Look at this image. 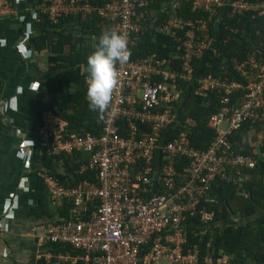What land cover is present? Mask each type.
Returning a JSON list of instances; mask_svg holds the SVG:
<instances>
[{
	"label": "built area",
	"instance_id": "2783aa9c",
	"mask_svg": "<svg viewBox=\"0 0 264 264\" xmlns=\"http://www.w3.org/2000/svg\"><path fill=\"white\" fill-rule=\"evenodd\" d=\"M156 1L38 0L39 21L97 17L98 33L85 34L83 29L91 28L80 22L73 30L97 40L108 29L126 33L129 49L128 60L117 65L119 77L100 133L69 127V120L53 109L43 112L40 137L50 154H90L77 159L78 173L89 176L75 183L49 169L39 171L51 199L70 208L68 218L44 227V237L64 254L56 259L51 254L43 264H202V259L233 264L222 251L216 260L203 258L199 245H191L190 227L197 216L206 224L215 219L216 211L204 201L216 181L232 183L247 196L246 171L264 161V149L244 153L243 144L233 138L251 124L250 135L262 126L258 133L264 143V55L257 49L246 59L233 57L238 76L195 74V60L221 54L210 28L213 17L264 14V0H163L162 12L154 17ZM184 3L202 16L180 13ZM164 12L169 15L158 21ZM18 13L11 0H0V20ZM148 32L172 37L178 50L166 56L135 55ZM190 83L198 95L221 91L208 119L215 135L204 148L189 134L196 119L181 117L180 102ZM182 157L187 172L178 169Z\"/></svg>",
	"mask_w": 264,
	"mask_h": 264
},
{
	"label": "trees",
	"instance_id": "16d2710c",
	"mask_svg": "<svg viewBox=\"0 0 264 264\" xmlns=\"http://www.w3.org/2000/svg\"><path fill=\"white\" fill-rule=\"evenodd\" d=\"M93 1L102 2L104 0ZM163 7V0H157L152 4L151 12L154 17L162 12ZM180 13H184L193 18L202 16L200 12L193 10L192 5L189 3H184L182 5ZM167 15H169V13L164 12L159 17L158 21H161L163 17H167ZM69 19L71 18L65 17L59 22L51 24V29L52 27L62 26L60 31H57V41L54 39L55 31L51 30L49 27L46 29L47 33L42 37H37L36 41L38 43L41 41V44L38 45L42 47L45 45V39H49L56 43H54V48L59 55L52 56V60L59 62L55 70L61 68V71L50 80L53 90L57 93L55 102L62 115L69 120V127L76 128L84 133L87 131L85 129H89L98 134L101 130L100 121L103 114L101 115L90 110L86 99V76L88 75L86 67L87 57L94 51V46L89 45L82 47L80 51L73 50L74 52L68 53V55H62L59 52L63 50V44L66 41H69L72 47L76 49L78 43L82 40L71 30L70 33L65 32V27L67 26L65 24ZM81 21V19L77 20L76 23L80 22L83 26H86V28H91L83 29L85 34L99 32L97 17L87 18L83 20V22ZM209 22L212 34L220 40L219 46L221 56L219 58H213L214 61H208L207 63L203 61L208 54L203 56V58L196 59L195 74H214L216 76H223V74L227 73L230 76H238V73L233 70V61L228 59V57L231 58L232 55H237L240 58H244L248 53L256 49L262 50L264 55V14L250 11L243 15L230 17L228 13H222L218 18L213 17ZM227 37H230V39L224 41ZM177 50V42L172 37L163 34L155 35L148 32L139 40L138 46L135 48V55H147L152 52H158L161 56H166ZM238 51H240V53ZM222 60L227 62V68L230 69V72L227 71V68L218 64V62ZM62 61H66L67 63H61ZM82 63L84 64L83 73ZM2 85L3 79L0 76V90ZM190 86L191 89L187 93L188 97L185 102V110L181 117L185 119L188 116H192L196 119V125L189 126V134L192 142L196 146L204 148L210 144L215 135L214 129L208 125V119L209 115L216 108V101L221 91L215 90L207 97L196 94L191 83ZM260 130H262V126H258L257 132ZM250 131L251 124L245 125L242 129L238 130L233 137L245 146L242 150L244 153H250L254 150V146L251 144L253 138L252 135H250ZM260 147L264 149V143ZM44 150L45 154L42 155L44 165L51 171L53 170L61 180H70L75 183L72 174L76 176V179L89 176V172L80 175L77 171V168H79L81 164L77 160V157L81 156L82 159L86 160L90 155L88 152H77L73 157H68V155L63 157L62 155H50L46 151V148H44ZM62 159H64L67 172H70V174H63L57 169L62 165ZM186 165L188 166L187 158H179L178 169L182 170ZM184 172H187V170L184 169ZM246 188L250 193L248 197L239 195L236 186L232 183L221 181H216L214 183L211 190V198L209 201L204 202L210 209L216 211V221L225 220L229 217L231 212L241 219L249 218V220L246 223L242 222L238 225L231 224L224 228H222V226H216L213 230H210L208 226L200 227L197 225L202 222L199 216L194 218L196 224L190 227V242L191 245L195 243L199 245L203 258L209 255L216 260L217 257L221 255L220 252L222 251L230 256V261L233 264H264V161H261L255 168L250 169V178L246 184ZM50 207L49 199L45 195L42 213L44 210L46 214L54 216L56 211L52 206ZM58 212L65 218L70 216L69 206L64 205L60 207ZM257 214L259 215L256 216ZM192 229L197 230L199 233L194 234ZM209 242H211L210 246H208ZM57 249L63 252L61 246H57ZM202 264L210 263L202 259Z\"/></svg>",
	"mask_w": 264,
	"mask_h": 264
},
{
	"label": "crops",
	"instance_id": "0c3cea01",
	"mask_svg": "<svg viewBox=\"0 0 264 264\" xmlns=\"http://www.w3.org/2000/svg\"><path fill=\"white\" fill-rule=\"evenodd\" d=\"M11 1L19 8L18 15L0 20V76L3 79L0 90V264H43L51 254L53 259L58 256L62 258L61 255L64 254L44 237L45 225L66 219L58 212V209L64 205L51 199L47 186L39 175L40 170L49 169L42 160V155L45 154L44 148L47 149L40 137L44 123L43 112L50 108L61 115L62 113L55 102L57 93L53 90L50 80L61 71V68L55 70L59 62L52 60V56L59 55L54 48L55 42L45 39V45L42 47L38 45L41 41L38 43L36 38L45 35L46 29L48 27L51 29V24L56 21L47 20L46 23L39 21L38 0ZM70 18L65 24L67 25L65 32L70 33L71 30L75 33L73 28L80 19ZM81 20L83 22V19ZM61 28L62 26H57L51 29L55 31V41L58 40L57 31ZM77 37L82 40L76 49L66 41L63 50L59 52L68 55L74 52L73 50L80 51L82 47L94 46L98 42L96 37L89 38L87 35H77ZM219 43L220 40L217 38L215 47L220 49ZM255 51L248 53L244 58L232 55L228 59L231 61L233 57L246 59ZM220 56L221 54L217 56L208 53L203 62L214 61L213 58ZM226 63L224 60L218 62L220 66L227 68ZM83 65L82 63V73ZM187 97L188 94H185L180 102L182 114ZM85 130L95 133L89 129ZM252 138L251 144L254 150L250 153H260L263 149L260 147L261 139L258 132L253 133ZM65 155L67 154H62L63 157ZM68 157L73 156L68 155ZM78 158L82 159L81 156ZM61 164L57 169L63 174H70L67 172L64 159ZM246 173L245 188L250 178V169H247ZM72 175L78 180L74 174ZM236 189L238 193L237 186ZM247 192L246 197L250 194L248 190ZM45 195L49 199V207L52 206L56 211L54 216L46 214L44 210L45 214L42 213ZM199 218L201 220V217ZM243 220H245L243 223H246L249 218L241 219L231 212L225 220L216 221L215 216V219L207 225L202 223V220L197 225L208 226L213 230L216 226L224 228L231 224L238 225ZM72 253L77 252L72 251Z\"/></svg>",
	"mask_w": 264,
	"mask_h": 264
},
{
	"label": "clouds",
	"instance_id": "9594fccd",
	"mask_svg": "<svg viewBox=\"0 0 264 264\" xmlns=\"http://www.w3.org/2000/svg\"><path fill=\"white\" fill-rule=\"evenodd\" d=\"M129 58L128 35L113 29L105 30L87 57V93L90 110L103 114L111 101L118 81V64Z\"/></svg>",
	"mask_w": 264,
	"mask_h": 264
},
{
	"label": "rangeland",
	"instance_id": "374dc122",
	"mask_svg": "<svg viewBox=\"0 0 264 264\" xmlns=\"http://www.w3.org/2000/svg\"><path fill=\"white\" fill-rule=\"evenodd\" d=\"M259 134H261V133H258V136H259ZM242 222H245V220H243Z\"/></svg>",
	"mask_w": 264,
	"mask_h": 264
}]
</instances>
